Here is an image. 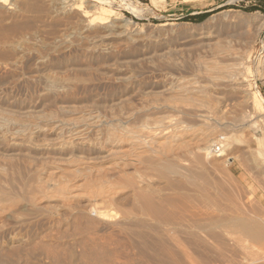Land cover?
<instances>
[{
  "label": "bare ground",
  "instance_id": "1",
  "mask_svg": "<svg viewBox=\"0 0 264 264\" xmlns=\"http://www.w3.org/2000/svg\"><path fill=\"white\" fill-rule=\"evenodd\" d=\"M46 1L56 5L52 13L56 12L57 19L49 23L51 31L62 28L61 33L67 35L71 31L72 38L67 42L60 34L66 41L60 39L52 54L44 57L34 55L28 46L21 50L13 48L14 51L7 48L10 52L3 48L5 52H0V84L9 85L8 88L1 85L0 95L20 89L29 95V100L22 102L31 109L29 112H34L44 102L53 108L39 120L31 114L23 121V117L17 120L14 113L5 118L0 109V159L9 163L0 166V203L21 190L23 200L35 209L40 210L38 197L66 206L72 215L81 201L72 191L75 186L68 183L69 178L72 177V181L85 175L87 225L102 226L97 220L100 218L98 205L106 204L118 208L120 214L117 220L104 221L105 225L102 222L103 226H176L189 234L188 239L193 238L194 243L203 245L215 264L255 263L257 259L247 261L241 257L242 252L238 254L243 246L241 248L233 239V234L237 231L244 237L261 240L263 220L249 215L243 205L234 204L231 210L225 209V213L222 209H210L206 204L214 201L212 191L216 189L215 181L211 183L209 179L211 168L208 165H216V168L223 160L229 163L235 150V139L221 137L220 141L214 136L225 130L246 127L258 131L256 142L264 145V97L248 80L254 75L251 48L263 24L258 22L259 16L243 15L239 20L241 14L221 13L208 18L201 24L206 32L198 35L196 46L200 51H208L213 60L201 57L189 63L179 60L180 50L162 51L170 44H160L164 40L162 36L174 32L176 27L169 23L139 27L116 12L120 8L140 19L152 13L133 0H0V44H7L9 39L16 41L15 37L23 39L29 31L33 36L45 31L44 26L39 27L43 28L41 33L35 26L40 17L20 20L26 13L45 12L51 18L47 15L51 10ZM233 19L239 21V25L252 22L259 26L245 35L241 30H247L248 26L240 25L237 37L229 33L234 30L231 24L236 21ZM7 20L12 22L10 26L4 24ZM217 22L226 23L214 26ZM69 34L67 37L71 36ZM213 40H218L216 47L211 43ZM258 61L261 67L260 70L257 67L255 73L264 83V47ZM133 91L135 96L125 98ZM84 101L85 106H82ZM101 108L108 110L110 116H105ZM44 151L63 157L68 155L67 160L61 158L66 161V167H47L48 163L46 167L26 173L23 164L14 158L22 152ZM83 153L85 162L77 158ZM75 155L77 157L73 158ZM32 156L22 157L31 160ZM72 162L78 164L74 170L69 167ZM8 171L21 180L16 192L5 182ZM24 177L28 178L24 180ZM200 203L206 210L195 213ZM186 204L195 210L187 214L181 209ZM184 226H206L203 230L206 237L185 230Z\"/></svg>",
  "mask_w": 264,
  "mask_h": 264
},
{
  "label": "rangeland",
  "instance_id": "2",
  "mask_svg": "<svg viewBox=\"0 0 264 264\" xmlns=\"http://www.w3.org/2000/svg\"><path fill=\"white\" fill-rule=\"evenodd\" d=\"M83 1L85 2L86 0ZM133 1H135L137 5L140 6L141 8L144 9L147 8L152 13L147 14L143 19H140L134 17L133 15L127 13L122 9L119 10L120 8L117 10L115 9L116 12L122 17H124L126 20H133L138 24L139 27L142 25L156 27L160 24H165V23H169L170 25H173L174 28L176 27L174 32L162 36L164 40L160 44L165 42H170V44H167L166 47H163L162 51L165 52L174 49L180 50L179 53L181 55L180 54L178 55L180 59L177 58L178 56L175 58L179 60L182 59L189 63L196 62L197 60L199 61V58L201 57H203L205 60L208 61L213 60L212 57H210L208 51H205L206 53L204 52V49H201L200 51L199 46H196V38H198V35H200V33L203 34L204 32H206L205 31L206 29L202 28L201 24H203L208 18L217 16L218 14L221 13H229L230 15H234V16L236 15L238 16L239 14H241L238 16L239 20L242 19L241 17H243V15L244 16L258 15L259 16L258 22L260 20L263 22V24L260 28L259 37L256 43H254V45H252L251 48V55H252L251 66L254 75L248 78V80L253 85H256L255 87H258L257 89L264 97V83L259 79V77L255 73L257 67L260 70L261 66H259L260 63L258 60L264 47V0H133ZM45 3L46 5L48 4L50 5L49 10L51 11L49 12L52 14V16L50 13L47 15H49L51 18L46 16L45 12H43L42 14L40 13V15H38L37 13L36 14L26 13L27 15L25 14L22 20H20V22H24L35 16L37 17V19L40 17L35 26L39 29V32L40 31L42 32L43 29L41 28L40 30L39 27L41 25H42L41 27L44 26L45 31L43 30L42 33L40 32L42 35L38 34L33 36L32 35L33 32L29 31L30 33L28 32V34L26 35L24 34L23 39L22 38L18 39L17 37H15L17 38L15 39L13 37L14 39L13 38L12 39L16 41H12L9 39L10 42L12 41L11 42L12 44L8 41V43L5 45L0 44V48L2 49L4 48L5 51L7 48H10L9 50L14 51L15 48L21 50V48H26L28 46L27 48L31 49L34 55H37L38 57H44V56H48L49 54H52V52L55 50V47L59 45V43L61 42L60 39L66 37L65 39L67 40V42L71 40L72 38L71 31H68L66 33L67 35L61 33L62 28L58 30L60 33H55L58 32L55 30L54 32L55 34H54L52 32L53 30L51 31L52 25H50L49 23H51L52 20L57 19L56 12L52 13L55 11L56 5L54 3L53 5L47 1ZM115 4H116V8H118V4L117 3ZM233 20L234 22L236 21V19ZM9 22L10 20H7V22L4 21V24L10 26L12 22L10 23ZM16 22H19V20H16ZM220 23H226V22H217L214 26L219 25ZM48 24L50 27L48 26ZM240 25L241 27L248 26L247 30L246 28L241 30V32L245 33V35L247 34L248 30L252 31L256 29L257 26H259L253 24L252 22L245 23L244 24L245 26L243 24ZM240 25H239V21L232 23L231 26L234 28V30H232L231 32L229 31V33L230 34L232 33L233 35L237 36L236 32L237 33L239 32L237 29L238 27H240ZM47 26H48V30H47ZM49 28L51 32L49 31ZM46 30L50 33L46 32ZM44 32L46 33L43 34ZM155 33L157 34L158 32H154V34ZM47 34L49 38L46 36ZM56 34L59 35L57 36ZM60 34L61 36L64 35L65 37H61ZM68 34L71 36L67 37ZM65 39L62 40L64 41ZM25 41L27 42L25 43ZM211 43L212 44L214 43L215 44L214 47H216L218 40L217 41L213 40ZM48 46L50 48H48ZM228 46L230 45L228 44ZM235 47L237 46L235 45L234 48ZM4 49L0 50V52L1 51H2L1 53L5 52ZM9 50L8 52H10ZM79 61L82 62L81 60ZM1 85L3 87L7 86L6 88H8L9 86L8 83H6L5 85L0 84V88H2ZM29 92L31 93V91ZM26 93L27 92L23 90L15 89L12 91V93L11 92L8 93L7 91L4 93L5 95H0V109L3 110L4 112L2 116H5L6 118L7 115L9 117L12 116L14 113L16 117L18 116L17 120H21L23 117L22 119L23 121L24 119H26V116H30L32 114L31 116H33L34 118H38L37 120H39V118L41 119L43 116H45L46 113L53 110V108L50 107L48 104H46L48 106L47 107L45 105L46 102H44V104L42 103V106L38 107L34 112L32 113L29 112L31 109L27 108L22 103L25 100L26 101L29 100L27 98V96L29 95L28 93L26 95ZM134 94L136 93L133 91L127 94L125 98H128V96L129 97L135 96ZM116 102L117 101L113 103ZM89 103L90 102H88L87 104ZM81 105L85 106V101L82 102ZM101 109H102L101 111L104 112L102 113L104 115L106 114L105 116L109 114L108 110L107 113L106 109L105 110H103L104 108ZM9 110L11 111L9 112ZM26 110L30 114L29 113L27 114ZM23 113H25V115ZM112 113L114 112L112 111ZM225 131H223L219 136L215 135L214 138H217V140L220 139L221 141L222 139H225L227 137V138H231L232 140L239 139L240 141L235 142L234 140V142L237 145L233 142V146L235 150L234 153L230 156L232 158L229 160V163H227L228 161L223 160L222 162L217 164L218 167L216 168H215L216 165L214 166L208 165L211 168L208 173L209 179L211 183L215 181V183H213V186L214 188L216 187V189H213L212 191L214 194L213 193L212 194L216 196L214 197L212 195L215 198L212 199L213 197L211 196L212 197L211 200H214L211 202L212 205L210 203L209 205L206 204V206L210 209H222V211L224 210L225 213H227L226 210L227 211L231 210L234 204L236 206L243 205L244 206L243 208L246 209V211H248L247 213L248 214L250 213L249 215L252 214L251 215L252 217H255V219H258L261 222L263 220L262 224L264 226V145L263 144L258 145V142H256V137L259 136V132L256 130L255 131L249 130L248 128L243 127L242 129L239 130L238 129L229 130L230 133L229 131H227V133L232 136L229 137V135ZM224 132L227 135H225ZM236 133L238 134L236 135ZM222 134H224L225 136H223ZM234 135L236 136L235 138ZM237 142L238 143L241 142V143L238 144ZM10 153L13 154L14 152H10ZM10 153L7 154L9 155ZM15 153L17 154L16 151ZM22 153L23 154L27 153L26 155L29 154L30 156L34 154L28 152H22ZM22 153L18 154V156L17 157L15 156L14 158H17L19 164L21 165L23 164L22 167L26 173L29 171L31 172V170L34 171L33 170L34 168L38 170V168L46 167L48 163L50 165L48 164L47 167L53 165V167L65 168L66 161L64 160L65 159L67 160L68 158V155L63 157L61 155H55L51 152L48 153V151L46 152L44 151L41 153L34 154L33 155L34 157L32 156L31 160L30 159L25 160L26 158H23L22 156L26 157V155H22ZM77 156L75 155L72 157L73 158L77 157L78 159L80 157L81 159H83L82 161L85 162L84 160L85 153L79 154ZM19 157L21 160L19 159ZM61 158L64 160H62ZM240 160L241 163L238 162ZM6 162L5 161L3 162L2 159H0V166L9 165V163ZM18 162L15 161L14 163H18ZM72 163L73 164H70L69 167L70 168L73 167L72 170H74L76 167L75 165L78 164L76 162H72ZM70 168L69 170H71ZM8 173H7L8 178L5 180V182L7 184L9 183L8 185L12 186L13 190L16 192V188L19 190L20 187L19 184H22L21 180L19 181V178L18 177L16 178L17 174L14 173L12 174L9 171ZM83 177H85V175ZM83 177L77 176V178H75L72 181H71L72 177L69 178L68 183H70V185L75 186L72 191L75 194H78L79 201H81V204L77 206V208L74 210L75 212L74 211L72 212L73 213L72 215L70 214V211L66 208V206L65 207L61 206V204L56 203L55 201L52 200L47 201L45 199L43 200L41 199L42 200L41 201L40 198L38 197L36 198L38 199L36 200V202L37 204L40 205V210L35 209L31 207V205L26 204L25 199L23 200L22 197L23 195L22 196L20 195L23 193L21 190H20L21 193L17 191L16 193H14V195L8 197L6 200L8 202L2 201V203H0L2 204V206L0 205V264H52V263L54 264H169L170 262H171L170 264H202V263L212 264L213 263L212 262L213 258H211L210 257L211 255L206 250H204V246L197 244L196 241L194 243L193 242L194 239L192 237H191L192 239H188V237L190 238L189 234L179 227L156 226V225L142 226V227L141 226H127V227L103 226L104 221L106 223L109 222L110 220L111 221H114V219L117 220L120 214L118 208H113L106 204H103L104 206L102 204L98 205L100 218H98L97 220L99 222L101 221L102 226L87 225L84 217L85 216L84 204H85V199H87L85 197H87L88 194H86L87 191L85 192V188H84L85 180H83ZM27 178L28 177H24L22 179L26 180ZM119 196L120 194L118 193L116 197H118L119 199L120 198ZM189 206L190 205L186 204V206H183L184 208L181 209L187 211V214L192 213V211H194L195 209H196L194 211L195 213H198L199 210L200 211L206 210L204 204L201 203L197 204V208H195L194 210L191 209V206L190 207ZM227 206H229L230 208H227ZM188 208H190L191 210H189ZM7 213L9 214L12 213L11 217H9V214ZM77 224L80 226H78ZM184 228L185 230L190 229L192 231H195L198 233V235L201 233V236L203 238L206 233L203 231L206 228V226H196V227L184 226ZM181 232L182 233L184 232V234H182ZM242 236L243 235H241L237 231L233 234V239L235 238V240L238 241L241 248L243 246L242 249L240 248L241 250L238 252V254L240 255L242 252L244 255H241V257L245 258L247 261H253L254 258L255 260L257 259L258 261L254 260L255 263L253 264H258V262L260 263L262 262L261 264H264V237L261 240L256 241L254 239L244 236L242 237ZM158 256H160V258Z\"/></svg>",
  "mask_w": 264,
  "mask_h": 264
}]
</instances>
